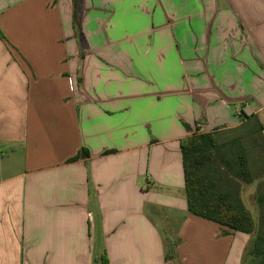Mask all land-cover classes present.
Listing matches in <instances>:
<instances>
[{
    "label": "crops",
    "instance_id": "crops-1",
    "mask_svg": "<svg viewBox=\"0 0 264 264\" xmlns=\"http://www.w3.org/2000/svg\"><path fill=\"white\" fill-rule=\"evenodd\" d=\"M107 1L0 0V264H243L182 143L241 138L252 179L236 149L210 175L264 218V0Z\"/></svg>",
    "mask_w": 264,
    "mask_h": 264
},
{
    "label": "trees",
    "instance_id": "trees-1",
    "mask_svg": "<svg viewBox=\"0 0 264 264\" xmlns=\"http://www.w3.org/2000/svg\"><path fill=\"white\" fill-rule=\"evenodd\" d=\"M78 4L79 0H75V5L78 6ZM76 16L77 12H75V18ZM0 36L5 37L1 29ZM229 149H236L237 158L235 162L240 165L241 177L245 181L251 180L252 173L241 138L222 145L217 141L216 131L197 132L182 143L189 210L196 215L236 230L252 233L253 239L247 247L243 264H245L249 254L259 258L258 261L254 260L250 264H264V234L259 232V225L242 202L239 191L237 190L234 195L232 192L221 189L218 182L210 175V165L216 164L218 158L225 160ZM78 157L79 155L73 159ZM235 162L224 161L231 168ZM176 253V242L169 239L167 258H173Z\"/></svg>",
    "mask_w": 264,
    "mask_h": 264
},
{
    "label": "rangeland",
    "instance_id": "rangeland-1",
    "mask_svg": "<svg viewBox=\"0 0 264 264\" xmlns=\"http://www.w3.org/2000/svg\"><path fill=\"white\" fill-rule=\"evenodd\" d=\"M103 2H102V0H98V2H97V4H102ZM107 8H109V0L107 1ZM143 16V14L142 13H138V12H133V11H130V17H129V21H132V20H135V19H137V17H142ZM144 21H147V22H152L153 21V19H154V14H153V12H151L150 13V15H149V13L148 12H146L145 14H144ZM77 26H78V28H79V25H78V19H77ZM76 29L77 30V32L78 31H80L79 29ZM132 30V29H131ZM130 29H129V31H131ZM148 31V30H147ZM131 34H132V32H131ZM130 34V35H131ZM152 34V31H149V32H147V35H151ZM227 134H228V137H232L233 135H234V133L232 132V131H227ZM227 157H229V156H227ZM244 190V196H245V200H246V205H247V207L248 208H250L255 214H257L258 215V207H259V205H260V201L258 200V199H255V195H254V186L253 185H247L246 186V188L244 189H242V191ZM256 220V222L258 223V225H259V232L261 233V234H264V218H261V219H255ZM258 232V233H259ZM169 242V241H168ZM178 252H179V250H178ZM176 253V255H178L179 253ZM171 253V252H170ZM175 256V255H174ZM174 256H173V258H174ZM171 259V258H170ZM258 257H256L255 258V256H251L250 254L247 256V260L245 261V264H250V263H252V262H254V260H256V261H258Z\"/></svg>",
    "mask_w": 264,
    "mask_h": 264
}]
</instances>
